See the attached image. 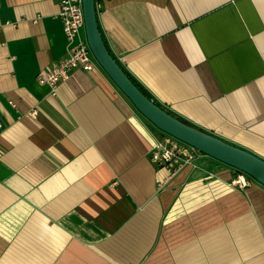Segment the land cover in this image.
<instances>
[{
    "label": "crops",
    "instance_id": "1",
    "mask_svg": "<svg viewBox=\"0 0 264 264\" xmlns=\"http://www.w3.org/2000/svg\"><path fill=\"white\" fill-rule=\"evenodd\" d=\"M60 1L0 0V264H264L262 183L200 151L153 162L165 133L99 65L38 81L69 52ZM96 3L154 100L264 159V0Z\"/></svg>",
    "mask_w": 264,
    "mask_h": 264
},
{
    "label": "water",
    "instance_id": "2",
    "mask_svg": "<svg viewBox=\"0 0 264 264\" xmlns=\"http://www.w3.org/2000/svg\"><path fill=\"white\" fill-rule=\"evenodd\" d=\"M85 31L91 51L99 65L128 97L136 109L158 129L176 137L222 163L250 175L264 185V159L255 153L234 145L195 124L180 120L177 116L148 97L124 72L118 59L105 43L99 27L96 0H83Z\"/></svg>",
    "mask_w": 264,
    "mask_h": 264
},
{
    "label": "built area",
    "instance_id": "3",
    "mask_svg": "<svg viewBox=\"0 0 264 264\" xmlns=\"http://www.w3.org/2000/svg\"><path fill=\"white\" fill-rule=\"evenodd\" d=\"M82 5L83 0L60 1L58 16L63 23L69 52L66 57L47 67L38 76V81L48 84L53 94L56 93L59 84L67 80L74 70L95 71L99 65L87 41ZM10 104L16 106L14 102ZM30 114L35 117L37 110H32ZM197 152L199 151L196 148L165 133L162 138L154 139L150 155L153 162L164 165L169 171L176 173L186 165L192 164ZM251 178L250 175L239 171L236 177L230 181V185L237 187V189H243L249 186Z\"/></svg>",
    "mask_w": 264,
    "mask_h": 264
},
{
    "label": "trees",
    "instance_id": "4",
    "mask_svg": "<svg viewBox=\"0 0 264 264\" xmlns=\"http://www.w3.org/2000/svg\"><path fill=\"white\" fill-rule=\"evenodd\" d=\"M124 72H126V70H124ZM127 73V75L132 79V81L148 96V97H150V98H152L140 85H138V83L134 80V78L128 73V72H126ZM155 102L158 104V105H160V106H162L161 104H159L156 100H155ZM162 107H164V106H162ZM165 109H166V107H164ZM166 111H168V112H170L171 114H173V115H175V116H177L180 120L182 119V120H184L185 122H187V123H190V122H188V121H186L185 119H183V118H181L180 116H178V115H176L175 113H173V112H171V111H169V109H166ZM239 172V171H238Z\"/></svg>",
    "mask_w": 264,
    "mask_h": 264
}]
</instances>
